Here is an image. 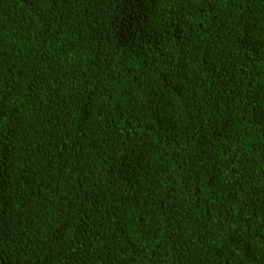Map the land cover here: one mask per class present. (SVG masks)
<instances>
[{"label": "trees", "instance_id": "1", "mask_svg": "<svg viewBox=\"0 0 264 264\" xmlns=\"http://www.w3.org/2000/svg\"><path fill=\"white\" fill-rule=\"evenodd\" d=\"M0 264H264V0H0Z\"/></svg>", "mask_w": 264, "mask_h": 264}]
</instances>
